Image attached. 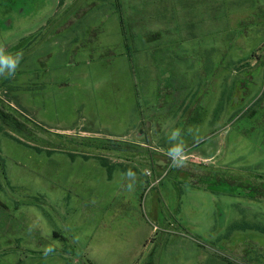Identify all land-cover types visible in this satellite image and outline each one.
Instances as JSON below:
<instances>
[{"label":"rangeland","instance_id":"1","mask_svg":"<svg viewBox=\"0 0 264 264\" xmlns=\"http://www.w3.org/2000/svg\"><path fill=\"white\" fill-rule=\"evenodd\" d=\"M0 44V264H264L262 195L204 187L264 183V0H0Z\"/></svg>","mask_w":264,"mask_h":264},{"label":"clouds","instance_id":"2","mask_svg":"<svg viewBox=\"0 0 264 264\" xmlns=\"http://www.w3.org/2000/svg\"><path fill=\"white\" fill-rule=\"evenodd\" d=\"M22 58V52H16L15 54L7 52L5 47L0 44V76H4L5 78L14 76L20 66ZM189 132L191 133L192 130L189 129ZM168 139L171 142V147L167 151V155L171 160L170 166L176 168L185 167L187 164V146L182 138L181 130L178 128L172 130ZM194 140H198V137L194 136ZM122 178L129 181L127 184L128 190H134L138 182L136 173L132 169H128L127 172L122 174ZM51 251L52 249L48 248L45 254Z\"/></svg>","mask_w":264,"mask_h":264},{"label":"trees","instance_id":"3","mask_svg":"<svg viewBox=\"0 0 264 264\" xmlns=\"http://www.w3.org/2000/svg\"><path fill=\"white\" fill-rule=\"evenodd\" d=\"M64 3H65V0H61V6H63ZM67 11L69 12V10H67ZM198 167L201 170L202 174L207 173V175L205 174L206 177L209 176L210 178H213L211 175V172L207 171V169H208L207 167H204L202 165L201 166L199 165ZM223 182H226V183H223ZM219 185L229 186L228 190H225V191L230 193V194H234V195L242 194L243 196L249 197V198L254 199V200H256V199L261 200L262 198H259V195H262V197L264 198V183L255 184L253 182H250L248 185H246V186L244 185L243 191H241V190H238L242 186L240 181H238L236 179H230L227 181H221L220 179H217V180H215V183L207 184L204 187H206V190L215 192V191H217V186H219ZM251 188H252V190H251ZM247 229L254 230L257 232H261L264 234V226L254 225V226L247 227ZM149 264H152V261H150Z\"/></svg>","mask_w":264,"mask_h":264}]
</instances>
